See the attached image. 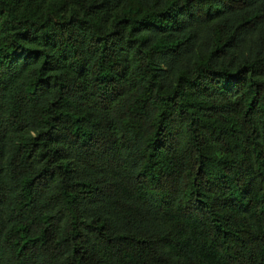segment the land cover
<instances>
[{"label":"trees","instance_id":"16d2710c","mask_svg":"<svg viewBox=\"0 0 264 264\" xmlns=\"http://www.w3.org/2000/svg\"><path fill=\"white\" fill-rule=\"evenodd\" d=\"M0 264H264V0H0Z\"/></svg>","mask_w":264,"mask_h":264}]
</instances>
